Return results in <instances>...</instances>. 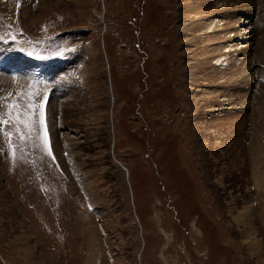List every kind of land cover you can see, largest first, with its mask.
Wrapping results in <instances>:
<instances>
[{"label":"rangeland","instance_id":"1","mask_svg":"<svg viewBox=\"0 0 264 264\" xmlns=\"http://www.w3.org/2000/svg\"><path fill=\"white\" fill-rule=\"evenodd\" d=\"M263 3L0 0V264H264Z\"/></svg>","mask_w":264,"mask_h":264},{"label":"bare ground","instance_id":"2","mask_svg":"<svg viewBox=\"0 0 264 264\" xmlns=\"http://www.w3.org/2000/svg\"><path fill=\"white\" fill-rule=\"evenodd\" d=\"M44 1V0H43ZM261 1V3H262V1H264V0H257V2H260ZM247 2H249V1H247ZM264 4V3H263ZM248 9H250L251 11H248L247 13H246V19H248L249 18V14H250V12L253 14V8H252V6H251V3H248ZM258 5V4H257ZM259 6V5H258ZM260 6H262V5H260ZM263 8V7H262ZM256 13V12H255ZM223 15V13H221L220 11H218V12H211V14H209V18L210 17H213V16H215V15H217L218 17H221L222 15ZM226 14V11H225V13H224V15ZM221 15V16H220ZM224 15H223V17H224ZM253 16V15H252ZM251 16V17H252ZM260 16V19L262 18V17H264V13L262 14H260L259 15ZM259 18V17H258ZM208 19V18H207ZM263 19V18H262ZM261 19V20H262ZM202 21V20H201ZM205 21V20H204ZM206 22V21H205ZM261 22V21H260ZM208 23H211V21L210 22H208ZM204 24V23H203ZM203 24H201V25H199V29H200V31H203V32H201V34H203V35H205L206 37H207V40H210V39H212L215 35V33H217L218 34V30L216 31V30H214L213 32H208V30H207V27L209 28V25L208 24H204L205 26H203ZM259 24V23H258ZM198 25V24H197ZM255 26V25H254ZM253 26V27H254ZM232 28H233V26H232ZM225 30H230V27H222L221 28V32L220 33H223ZM238 31V30H237ZM208 33H210L211 35H214L212 38H211V35H207ZM234 38L233 39H231V38H227V37H223V36H219V37H216L215 36V38L214 39H216L217 40V38H218V41H216V42H210L211 44L209 45V46H207V47H205V49H209L212 53H211V55H209L207 58H205L204 60H202V62L201 63H199V65L197 64V67L198 66H200V65H203V64H208V63H211V61H218L219 59H220V57H225V59L226 60H228V62H227V64L228 65H230V67L229 68H234L235 70H236V72H237V74H235V75H238V80H242L243 82H249L252 78H254V77H252L254 74L256 75H258V73L260 72L261 73V70H258L257 71V73H252V74H250L249 72L247 73V75H245V74H243V69H245L246 68V71L247 70H250V67H251V65L250 64H252L251 62H250V64H246V63H239V62H236V58H234V56H239L241 53H245V51H243L242 49H246L248 46H242L240 49H237V48H232L231 50H228V52H227V54H225V53H219L218 52V50H220V46L219 45H221V44H231V43H233L234 41H235V39H238V37H236V36H233ZM244 39H246V40H248L249 38L248 37H245ZM189 40V43H190V38L188 39ZM187 40V41H188ZM185 42V41H184ZM226 46V45H225ZM231 46H234V45H232L231 44ZM220 47V48H219ZM248 49V48H247ZM259 54V53H258ZM261 54V53H260ZM243 55V54H242ZM256 55V54H255ZM4 56V55H3ZM244 56H247L246 54L244 55ZM232 58H234V59H232ZM246 58L247 57H245V59L244 60H246ZM200 59V58H199ZM244 60H241V61H244ZM12 61V62H11ZM216 62H215V64H216ZM234 62H236V63H239L240 65H242L241 67H235V63ZM253 62V61H252ZM2 63H0V66H3V65H6V64H3V65H1ZM21 64H22V62H21V60H18V59H9V62L7 63V65H9V66H11V68L13 69V68H15V67H19V66H21ZM214 64V65H215ZM239 65V66H240ZM248 65V66H247ZM264 66V65H263ZM208 67V66H207ZM211 67V66H210ZM217 67V66H216ZM196 68V67H195ZM215 68V67H214ZM194 69V68H193ZM216 69H218V68H216ZM220 69V68H219ZM218 69V70H219ZM234 69H232V70H234ZM197 71V70H196ZM213 71H214V69H213ZM12 72H13V74L14 75H21V77L20 78H22V75H23V73L22 72H19V73H16V72H14L13 70H12ZM196 73H198V72H196ZM221 74H223V72H220ZM224 73H226V72H224ZM235 73V72H234ZM219 74V73H218ZM224 75V74H223ZM227 76V75H226ZM233 76V75H232ZM15 77V76H14ZM18 77V79H20ZM230 77V76H229ZM264 77V76H263ZM234 78V77H233ZM257 78V76L255 77V79ZM4 79V78H3ZM13 79V78H12ZM16 79H17V77H16ZM231 79V78H230ZM236 79V78H235ZM255 79H254V81H255ZM232 80V79H231ZM5 82H8V80H6V81H4V83ZM252 82H250V84H251ZM224 84V83H223ZM222 84V85H223ZM260 84V83H259ZM263 85V84H262ZM262 85L260 84V86L258 87V88H256V89H258L259 90V88H260V90L262 89L261 87H262ZM240 86V85H239ZM218 87V86H217ZM242 89V88H241ZM239 90V89H238ZM257 90V91H258ZM256 91V92H257ZM254 93V92H253ZM255 94V93H254ZM258 94V93H257ZM261 95H262V92L260 93ZM256 95V94H255ZM215 96V95H214ZM212 96L213 98H218V96ZM260 96V95H259ZM263 97H264V95L263 96H260V97H256V99H257V101L255 102L256 104H253V106H259L260 107V110L259 111H261L262 112V110H264V106L263 105H261V101L263 100ZM49 101V100H48ZM78 102V101H77ZM215 102H217V101H215ZM78 103H80V102H78ZM260 103V104H259ZM252 106V108L254 109V107ZM217 107H218V105H217ZM78 109V108H77ZM255 110V109H254ZM49 111V110H48ZM77 111V110H76ZM253 111V110H252ZM255 111H257V110H255ZM67 113V112H66ZM65 113V114H66ZM255 113V112H254ZM260 113V112H259ZM263 113V112H262ZM64 114V115H65ZM68 114V113H67ZM47 115L48 116H50V118H49V123H48V128L50 129V135L52 136L51 138L53 139V132H51V129H52V125H51V113H50V111H49V114L47 113ZM69 115V114H68ZM64 119H65V117H64ZM65 122V121H64ZM50 135H49V137H50ZM50 138V139H51ZM51 139V140H52ZM53 142V141H52ZM54 144V145H53ZM52 145H53V147L52 148H55V155L56 156H59V154L60 153H62V152H60V150H59V148H56L57 146H56V140L52 143ZM54 150V149H53ZM2 181H1V179H0V198L3 200V199H5V200H7L6 201V204L8 205V191H7V189H6V187H5V185H3L2 183H1ZM259 184V183H258ZM10 193V192H9ZM10 196V195H9ZM0 202H2V201H0ZM3 203V202H2ZM7 205H5V206H7ZM6 208V207H5ZM5 208H4V210H5ZM13 210V209H12ZM12 210H10V211H12ZM5 212H6V210H5ZM9 212V211H8ZM18 215V214H17ZM17 215H16V217H17ZM14 218V217H13ZM21 220V219H20ZM250 232V231H249ZM244 236H246L245 234H244ZM251 237V236H250ZM247 238V237H246ZM22 240V239H21ZM31 245V244H30ZM34 256V255H33Z\"/></svg>","mask_w":264,"mask_h":264},{"label":"snow or ice","instance_id":"3","mask_svg":"<svg viewBox=\"0 0 264 264\" xmlns=\"http://www.w3.org/2000/svg\"><path fill=\"white\" fill-rule=\"evenodd\" d=\"M13 39H15V37H13ZM0 41L6 42L5 37L0 36ZM28 55H32V53L29 52ZM39 58L40 57H37V59H39ZM24 95H26L28 97V99L26 100L24 105H20L19 102L16 101V102L9 104L8 107L10 108V110H16L19 107H23L26 110H32L33 108L38 107L40 110V124H41V126H43V124H44V113H43L44 104L41 103L39 100H35L36 97L42 98V94L37 90H33V86L30 85L29 91L27 93H25ZM34 100H35V103H33ZM11 115H12V111L9 112L10 117H11ZM16 119H17L18 123L21 122V120H22V114L19 111L16 112ZM0 123L7 124L8 122L7 121H0ZM23 123L25 124V126H27L29 121L26 118H24Z\"/></svg>","mask_w":264,"mask_h":264}]
</instances>
